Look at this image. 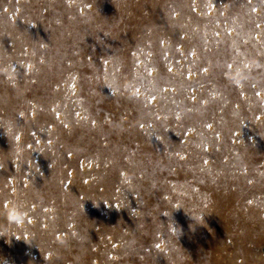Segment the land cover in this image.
<instances>
[{
	"label": "rangeland",
	"instance_id": "374dc122",
	"mask_svg": "<svg viewBox=\"0 0 264 264\" xmlns=\"http://www.w3.org/2000/svg\"><path fill=\"white\" fill-rule=\"evenodd\" d=\"M0 231V264H264V0H0Z\"/></svg>",
	"mask_w": 264,
	"mask_h": 264
},
{
	"label": "clouds",
	"instance_id": "9594fccd",
	"mask_svg": "<svg viewBox=\"0 0 264 264\" xmlns=\"http://www.w3.org/2000/svg\"><path fill=\"white\" fill-rule=\"evenodd\" d=\"M6 220L8 223H14L17 225L23 224L26 222V217L22 214H20L17 210V208L14 205H10L6 210ZM4 232L0 231V237H4Z\"/></svg>",
	"mask_w": 264,
	"mask_h": 264
}]
</instances>
